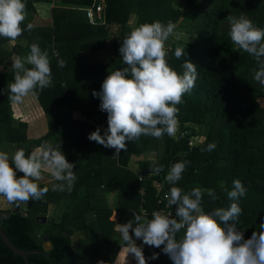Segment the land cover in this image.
<instances>
[{
  "label": "trees",
  "instance_id": "obj_1",
  "mask_svg": "<svg viewBox=\"0 0 264 264\" xmlns=\"http://www.w3.org/2000/svg\"><path fill=\"white\" fill-rule=\"evenodd\" d=\"M33 1L24 0L26 16L35 12ZM104 1L103 25H90L85 13L74 8L87 7L92 0H57L59 6L50 10V25L43 24L40 28L34 27L32 22H23L22 35L16 40L0 37V66L12 54L25 57L31 44L38 43L41 50L48 53L52 76L51 86L35 95L45 115L47 131L38 139L28 140V126L13 119L11 100L4 92L15 71L0 74V125L13 130L9 137L11 143L20 146L30 141L26 145V155L33 148L47 150L46 145L58 149V143L64 141L60 151L75 165L76 175L71 191L65 188V193L55 196L58 190L54 185L58 181L49 186L41 183V188L48 189L46 197L30 199L25 210L11 213L9 208L1 207V213L11 214L8 219H0V228L18 249L36 252L27 257L28 264H93L87 262L92 258L87 259L81 250L78 252L72 246V238L78 232L85 234L87 241L97 234L102 248L95 252V260H98V253L100 258L103 255L99 260L111 264L109 253L105 251L116 241L117 236L113 233L116 231L120 235L116 225L127 223L139 211L161 208L158 199L171 187H179L184 192L197 186L213 189L217 198L213 200L205 192L201 203L205 212H211L229 206L231 201L225 189L231 190L232 181L239 179L246 192L238 200L242 214L237 228L245 239L249 238L264 219V87L252 79L249 71L256 66L254 57L239 49L228 36L226 17L244 14L255 26L264 28V0ZM177 3L181 4L179 8L174 7ZM131 17H134L132 25L135 27L154 21L175 23L178 18L187 21L192 30V41L170 36L173 41L165 47L166 60L179 74L186 71L183 65L190 61L196 66L197 78L190 93L176 105L179 112L175 136L165 134L159 139L141 136L138 140L126 141V150L114 156V149L104 148L88 139L91 132L107 123V113L100 111V100L93 101L92 93L101 90L108 73L127 67L118 49L127 35L125 28ZM115 26L124 30L109 46L105 38ZM12 41L25 42V46L14 44L5 54L4 45ZM178 46H185V54L176 59L174 51ZM88 52L107 55L101 54L102 60L98 63L87 64L82 57ZM53 112L58 116L50 118ZM82 112H90L93 118L88 121L76 119ZM75 113L74 119L68 118ZM61 114L67 118L59 117ZM103 132L101 130V135ZM198 135L202 138L194 144L191 139ZM210 143L216 147L207 151ZM159 145L160 154L154 160L145 159L149 153L157 151ZM135 156L141 159L136 160L133 172L128 165ZM106 160H110L109 166L105 164ZM185 160L190 163L182 179L175 185L169 184L165 177L171 165ZM155 165H162L164 169L158 175L151 172ZM136 172L144 177L142 182L138 181ZM21 175L17 172V177ZM156 183H161L160 191L155 187ZM105 193L111 194L109 203ZM61 201L66 205L59 220H54L52 225L36 224L37 217L49 215L50 203ZM170 209L175 212V206ZM113 212L119 217L117 224L110 220ZM182 235L183 230L177 233V239ZM43 236H47V242L51 244L46 253L49 259L42 245L37 244V239ZM153 253L158 254V259H149ZM143 255L146 264H172L161 248L149 247ZM0 264H24L1 239Z\"/></svg>",
  "mask_w": 264,
  "mask_h": 264
},
{
  "label": "clouds",
  "instance_id": "obj_2",
  "mask_svg": "<svg viewBox=\"0 0 264 264\" xmlns=\"http://www.w3.org/2000/svg\"><path fill=\"white\" fill-rule=\"evenodd\" d=\"M25 18L24 0H0V37L16 40L22 35L21 24ZM226 20L231 41L255 59L256 66L249 69L252 79L264 87V28L255 26L244 14L228 15ZM175 27L171 21L167 24L154 21L140 24L123 38L118 51L127 67L108 73L101 90L92 93L100 100V111L107 113V129L103 135L100 128L91 132L90 141L115 149L118 154L126 150V141L138 140L141 136L159 139L176 133L179 112L176 105L182 103V97L195 86L197 72L196 66L187 60L183 65L186 71L179 74L166 60L165 42ZM184 54L185 46L175 48L176 59ZM25 63L31 67H25ZM12 70L15 75L8 88L9 99L14 103H21L29 94L37 95L38 91L51 86L49 56L38 43L31 44L25 58H12ZM45 147L47 150L39 157L26 155L23 149H17L11 158L8 153L0 152V196L10 203L41 199L48 189L41 188L36 181L43 178L41 169L45 167L60 182L54 185L57 190L71 191L76 181L75 165L66 160L60 147ZM215 147L210 143L206 150L212 151ZM189 163L185 160L171 165L166 181L177 184ZM163 170L162 165H155L151 172L158 175ZM17 172L22 175L17 177ZM225 191L231 201L229 206L205 212L201 206L203 195L206 192L215 200L213 189L197 186L184 192L173 186L165 199L169 209L175 206V218L171 212L153 211L151 218L134 213L132 220L116 228L137 264H146L137 240L161 248L172 264H264V219L258 230L245 239L237 223L242 214L238 200L246 189L239 179H234L232 189ZM181 230L183 235L177 239ZM149 259H158V254L153 253Z\"/></svg>",
  "mask_w": 264,
  "mask_h": 264
},
{
  "label": "rangeland",
  "instance_id": "obj_3",
  "mask_svg": "<svg viewBox=\"0 0 264 264\" xmlns=\"http://www.w3.org/2000/svg\"><path fill=\"white\" fill-rule=\"evenodd\" d=\"M33 7H34V14H30L29 16H26L24 22L26 23H31L32 22V25L34 27H40V28H43V22L37 24V23H34V21L39 18V19H44L46 24L50 25L51 24V17H50V10L52 7H57L59 6L58 2H42L40 0H35L33 1ZM181 6L180 3H177L176 5H174V7L176 8H179ZM74 8L76 9H79L81 11L84 12V9L85 7H79V6H75ZM134 16V15H133ZM133 19L134 17H131V21L129 22V26L125 28V32L126 34H128L131 30H133L135 28V25H132L133 23ZM175 30H174V33L171 35L175 38H178V39H181V40H185V41H192L193 39V34H192V30L191 28L189 27V23L181 18H178L176 21H175ZM124 28H120L119 26H115L113 28H111L109 30V33H108V36L109 39L106 37L105 38V41L106 43L109 44V46L111 45L112 42H114L119 34H120V31H123ZM172 37H169L168 40L165 42V47H168L171 42H172ZM14 44H21L22 46L25 45V42H22V41H12L11 43H8L6 45H4V52L5 54H7V52H10L11 51V47L14 45ZM107 50H110V49H107ZM108 52V51H107ZM101 54H103L104 56H106L107 54L106 53H103L101 52ZM101 54H98V52H88L87 54H84L82 59L87 63V64H90V63H98L99 61L102 60V58H100V55ZM28 54H25L24 56L26 57ZM53 57L56 58V56L53 54ZM24 58V57H23ZM51 60V58H50ZM52 65V63H51ZM25 66H28V67H31L30 65H28L27 63H25ZM13 82V79L8 83V85ZM8 85L5 87V94L9 97L10 93H9V88H8ZM92 100L95 101L96 98L95 97H92ZM99 100V99H98ZM28 101H33L34 102V95L32 94H29L28 96L24 97L22 102H26L25 104H21V103H14L13 101H11V109H12V114H14V117L17 118V121L21 118V119H25V117L27 116H23L24 114H28L29 111H33L34 109L36 110L37 109V106H36V103L34 102L33 105H31V102H28ZM28 102V103H27ZM58 116L56 114V112H53V114L50 115V118H53V117H56ZM75 116H77V113L68 116V118H72L74 119ZM59 117H62V118H67V116H65L64 114H61ZM19 118V119H18ZM28 116L26 117V124H29V126L31 127V123L29 122V120H27ZM80 118L81 120H90L92 119L93 117L91 116V113L90 112H82L80 113V115H78L76 117V119ZM14 119V118H13ZM40 119V118H39ZM16 120V119H15ZM21 121V120H19ZM38 121V118L35 119L34 123L36 125V128L34 127H31L29 130L27 128L26 130V133H27V137L29 138V140H35V139H38L37 137H39L41 135V132L42 130L44 129L43 128V125L44 123L42 122V119L37 123ZM28 126V125H27ZM196 129V128H195ZM12 129L11 128H8L6 126H3V125H0V152H6L9 154V157L11 158V155L17 150V149H23L24 151L26 150V145L29 144L30 141H27L25 144L23 145H16L14 143H11L9 141V137L10 135L12 134ZM47 130L45 129V132ZM177 131H178V126H177ZM177 131L176 133L173 135L175 136L177 134ZM201 136H196L194 137L193 139H191V141L194 143V144H197L199 143V141L201 140ZM64 144V141H61L58 143L59 147H62ZM42 151H45L43 148H33L32 150L30 149L29 150V154H35L37 155L38 157L40 156V153ZM160 151H161V147L160 145L158 146V150L155 151V152H151L149 153L147 156H145V159H151V160H154L158 154H160ZM139 160L141 159V157H136L133 158L131 164L134 165L133 166H130V169L131 171L135 172V162L136 160ZM109 161L110 160H106L105 164L108 163V166H109ZM109 169H113V167H109ZM42 179L36 181L38 183V185H40L41 183H47V185H52L50 183H48V181L50 179H52V175H51V170H49L48 168H43L42 171ZM59 182V181H58ZM60 183V182H59ZM59 193H65L64 191H60L58 190V193L55 195V196H58ZM107 194L108 193H105V197H107ZM66 195V194H65ZM109 196V195H108ZM43 197H46V194L43 196ZM58 198V197H57ZM107 202L109 203L110 200H111V194L109 197L106 198ZM65 202V201H64ZM60 202H57L56 204L57 207H54L52 204H50V211L51 213L53 212V210H56L57 213L53 214L51 216V214L49 215L50 217H53V218H58L59 219V214H61V210H62V204H59ZM1 207H5V208H9L10 211H12L14 208H19V209H24L26 208V203L24 202H16V203H10L7 201V199L3 196H0V208ZM118 215H117V220H118ZM57 219V220H58ZM80 236V237H79ZM85 237V234H81V235H75L73 238H72V246L74 249H77L78 252H80V250L82 251V254L84 253L85 257L87 259H90L89 261H87L88 263H93V264H97L96 262L101 259L103 257V255H101V258L98 256V253L96 254V258H98V260H95V252H98V250L100 249V246H97L98 244H96V248H99V249H96L97 251H94L95 249L92 248L91 244H88L86 243L83 238ZM84 241V242H83ZM83 242V243H82ZM102 253V252H101ZM113 252H111L109 254V257L111 258V256H113ZM113 259V257H112ZM111 260V259H109ZM101 261V260H99Z\"/></svg>",
  "mask_w": 264,
  "mask_h": 264
},
{
  "label": "crops",
  "instance_id": "obj_4",
  "mask_svg": "<svg viewBox=\"0 0 264 264\" xmlns=\"http://www.w3.org/2000/svg\"><path fill=\"white\" fill-rule=\"evenodd\" d=\"M41 22H43V24H46V22H45V20L44 19H39V18H37L35 21H34V23H37V24H39V23H41ZM25 46V45H24ZM29 50H27V51H25V53L24 54H29ZM98 54H101L100 52H98ZM25 58V57H24ZM25 67H28V66H25ZM28 102H31V105H33L34 104V102L36 103V106H37V109L35 110H33V111H29L28 112V114H24L23 116H28V118H27V120H29V122L31 123V127H34V128H36V125H35V123H34V121H35V119L36 118H38V121H37V123L42 119V122L44 123V125H43V130H42V132H41V135L39 136V137H37V138H40L44 133H45V129H46V120H45V115H44V113H43V111H42V108L40 107V105H39V103H38V101H37V98H36V96L34 95V102L33 101H28ZM27 102V103H28ZM26 102H23V103H21V104H25ZM12 110V109H11ZM13 116V118L14 119H16L17 120V118H15L14 117V114L12 115ZM26 116V117H27ZM26 117H25V119H19V120H21L20 122H26L25 120H26ZM40 118V119H39ZM18 120V121H19ZM27 123V122H26ZM28 125V130L31 128L30 126H29V124H27ZM106 125V127H107V123L105 124ZM26 135H27V133H26ZM28 138V137H27ZM28 140H29V138H28ZM114 153H115V149H114ZM114 156H118V154L117 153H115V155ZM130 166H133L134 167V165H132L131 163L128 165V169L129 170H131L130 169ZM56 180L54 179V178H52V179H50L49 181H48V183H50V184H54V182H55ZM141 191V190H140ZM110 196V193H108L107 194V197H109ZM107 197H105V198H107ZM107 201V200H106ZM111 201V200H110ZM108 203V202H107ZM50 204H52L54 207H57V205L58 204H56V203H50ZM50 204H49V207H48V214L50 215L51 214V216L53 215V214H55V213H57V211L56 210H53V212L51 213V211H50ZM59 204H62V210H63V208L65 207V205H66V202H64V201H61ZM62 210L60 211L61 213H62ZM136 214H138V215H141V216H145L144 215V212L143 211H139L138 213H136ZM48 215V216H49ZM59 216H61V214H59ZM53 218V217H52ZM60 218V217H59ZM54 220H57L58 218H53ZM133 219V217H131V219L130 220H132ZM59 220V219H58ZM110 220L111 221H113L114 222V224H117V213H115V212H113L112 213V216L110 217ZM125 223H126V221H125ZM77 235H81V234H83V233H76ZM113 235L114 236H117L116 237V241H113L112 242V244L111 245H109V249L108 250H106L105 252H108L109 254L111 253V252H113V256H111V260L109 261V262H111V264H137V262H136V259H135V257H134V255L132 254V253H130V250H129V248L127 247V246H125V243H124V241L122 240V238H121V236L120 235H117V232L115 231V233H113ZM80 237V236H79ZM87 239V237H84L83 238V240L86 242V243H88V244H91V245H93V246H91V247H96V244H98L97 246H100V244H99V239H98V235L97 234H95L94 235V238H91L90 240H86ZM83 241V242H84ZM82 242V243H83ZM136 245L138 246V247H140V248H142V251H143V253H145V251L150 247V246H148V245H145V244H143V242L142 241H139V240H137L136 241ZM102 248V247H101ZM101 248L99 249L100 251H101ZM108 254V255H109ZM112 257H113V259H112Z\"/></svg>",
  "mask_w": 264,
  "mask_h": 264
},
{
  "label": "water",
  "instance_id": "obj_5",
  "mask_svg": "<svg viewBox=\"0 0 264 264\" xmlns=\"http://www.w3.org/2000/svg\"><path fill=\"white\" fill-rule=\"evenodd\" d=\"M17 54H12L10 58H8L2 66H0V74H3L5 72L11 73L12 72V58L17 57ZM19 211V208H14L11 213H16ZM11 213H1L0 212V219H8L10 217ZM23 216H26V214L23 212ZM36 224L38 225H52L54 223V219L50 216L46 217H37L36 218ZM0 239L3 241V243L7 246V248L15 255L19 256L24 264H28L27 257L30 255L35 254V251H23L18 249L16 246L12 244V242L7 238L5 233L0 228ZM37 244L42 245L44 249V253H46L51 249V244L47 242V236H43L42 238L37 239ZM48 258V256L46 255ZM49 259V258H48Z\"/></svg>",
  "mask_w": 264,
  "mask_h": 264
},
{
  "label": "built area",
  "instance_id": "obj_6",
  "mask_svg": "<svg viewBox=\"0 0 264 264\" xmlns=\"http://www.w3.org/2000/svg\"><path fill=\"white\" fill-rule=\"evenodd\" d=\"M55 1L56 0H52V2H55ZM104 7H105L104 0H92L91 4L84 9L86 19L90 25L96 26V25L104 24V20H103ZM100 128L102 131L107 129L106 126H103ZM115 153H116V150H115ZM135 174L137 175L138 173L136 172ZM143 178L144 177L142 175H137V179L139 182H142ZM160 184L161 183L155 184V187L157 188L158 191L161 190ZM140 193L143 194V190H141ZM166 193L167 192L163 193V195L160 196L158 199V204L162 205V207L157 210H152L151 212L143 211L144 215H147V217H151V213L153 211H161L162 213H165V214L171 212L172 216L175 218V212L169 209V207L167 206V200L165 199Z\"/></svg>",
  "mask_w": 264,
  "mask_h": 264
}]
</instances>
